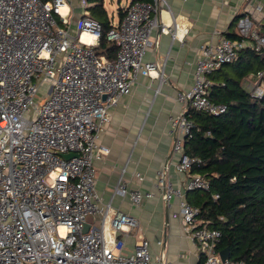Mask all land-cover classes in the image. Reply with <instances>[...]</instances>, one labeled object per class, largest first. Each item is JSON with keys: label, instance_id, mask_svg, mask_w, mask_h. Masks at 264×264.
<instances>
[{"label": "built area", "instance_id": "built-area-1", "mask_svg": "<svg viewBox=\"0 0 264 264\" xmlns=\"http://www.w3.org/2000/svg\"><path fill=\"white\" fill-rule=\"evenodd\" d=\"M74 1L82 8L87 5L86 0H0V264H172L163 256L152 259L144 238L131 253L123 252L116 232L135 229L138 221L102 206L94 167L109 152L96 142V133L109 121L110 108L130 93L138 74L149 76L157 68L143 57L157 27L155 14L168 8L167 0L125 5L124 15L107 32L116 45L113 59L95 52L101 32L97 20L85 12L72 21ZM244 2L235 25L239 39L221 37L199 46L192 86L177 94L186 108L222 113L225 106L208 98L209 75L232 63L240 49L264 52V4ZM181 30L176 24L160 27L172 39H180ZM263 76L257 72L254 80H247L255 97L264 94ZM43 85L48 91L34 104ZM170 125L172 151L178 155L175 168L188 178L182 187L167 182L168 161L157 172L155 185L164 189L167 203L177 200L178 210L171 215L181 219L197 247L199 264H252L223 260L217 248L220 230L199 220V209L187 202L186 191L208 190L210 184L191 173L194 159L183 151L192 122L181 112L170 118ZM67 153L76 155L62 157ZM123 174L124 169L117 194L135 205L154 196L127 187ZM135 177L142 178L139 173ZM97 217L99 225L91 223L83 232L88 219Z\"/></svg>", "mask_w": 264, "mask_h": 264}, {"label": "crops", "instance_id": "crops-1", "mask_svg": "<svg viewBox=\"0 0 264 264\" xmlns=\"http://www.w3.org/2000/svg\"><path fill=\"white\" fill-rule=\"evenodd\" d=\"M260 1L264 4V0ZM167 3L168 8L155 14L157 27L151 32L152 44L143 57L144 62L155 63L157 68L149 76L138 74L130 93L110 108L109 121L96 133V142L109 148V152L94 163L95 187L104 208L129 214L138 221L137 228L125 227L116 232V237L123 240L124 253H131L136 241L144 238L150 243L152 259L163 256L172 264H199L198 249L181 219L171 215L178 210L177 200L166 202L164 189L155 185L156 175L169 161L166 181L174 187L184 186L188 175L175 168L178 155L172 151L174 137L169 131L170 118L186 108L177 100V94L192 86L199 46L225 37V32L236 31L231 22L246 4L244 0H167ZM71 6L72 21L88 12V3L85 8L77 1ZM174 24L183 28L178 32L180 39L160 33L162 25L173 28ZM73 26L72 22L71 30ZM246 80L254 77L248 76ZM123 169L127 187L152 191L154 196L135 205L127 196L117 194L115 188ZM136 173L142 178L135 177ZM91 223L99 225L98 217L91 219Z\"/></svg>", "mask_w": 264, "mask_h": 264}, {"label": "trees", "instance_id": "trees-1", "mask_svg": "<svg viewBox=\"0 0 264 264\" xmlns=\"http://www.w3.org/2000/svg\"><path fill=\"white\" fill-rule=\"evenodd\" d=\"M103 2L87 0V11L101 24L96 54L113 59L116 45L107 39L113 22ZM124 11L125 6L118 9V19ZM241 15L233 18L231 26ZM225 37L239 39L236 31L225 32ZM257 72L264 74V52L246 47L238 50L232 63L209 75L208 98L225 110L212 114L185 108L192 128L183 139V151L194 159L191 173L210 184L208 190L188 191L186 200L199 209V220L220 230L218 250L228 248L231 260L264 264V94L253 96L246 80Z\"/></svg>", "mask_w": 264, "mask_h": 264}, {"label": "rangeland", "instance_id": "rangeland-1", "mask_svg": "<svg viewBox=\"0 0 264 264\" xmlns=\"http://www.w3.org/2000/svg\"><path fill=\"white\" fill-rule=\"evenodd\" d=\"M126 1L130 0H104L103 7L106 9L108 17L116 22L118 20V9L125 6ZM73 4H76L74 1ZM73 31H76V27H72ZM48 86L43 85L40 87L36 97L34 98V104H37L40 99H42L48 91ZM29 115H33V108H30Z\"/></svg>", "mask_w": 264, "mask_h": 264}, {"label": "water", "instance_id": "water-1", "mask_svg": "<svg viewBox=\"0 0 264 264\" xmlns=\"http://www.w3.org/2000/svg\"><path fill=\"white\" fill-rule=\"evenodd\" d=\"M62 157H64L65 159H69L72 156L76 155V154H72V153H67V154H61ZM91 224V218L88 219V221L84 224V228H83V232H87L89 225ZM220 256L223 260L228 259L229 258V249L225 248L223 250L220 251Z\"/></svg>", "mask_w": 264, "mask_h": 264}, {"label": "bare ground", "instance_id": "bare-ground-1", "mask_svg": "<svg viewBox=\"0 0 264 264\" xmlns=\"http://www.w3.org/2000/svg\"><path fill=\"white\" fill-rule=\"evenodd\" d=\"M64 9H65V7L63 8V11H64ZM83 38H84V40H88L89 39V36L88 35H86V34H83V36H82ZM142 191V190H141ZM131 202V201H130ZM168 204H170V203H168ZM139 205V204H138Z\"/></svg>", "mask_w": 264, "mask_h": 264}]
</instances>
